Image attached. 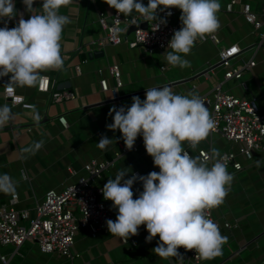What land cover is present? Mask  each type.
<instances>
[{
	"label": "crops",
	"instance_id": "obj_1",
	"mask_svg": "<svg viewBox=\"0 0 264 264\" xmlns=\"http://www.w3.org/2000/svg\"><path fill=\"white\" fill-rule=\"evenodd\" d=\"M227 1L219 0L218 35L223 43L248 46L257 38L251 26L238 13L225 10ZM142 3L146 6L148 0H142ZM41 4L42 0H34L33 12L29 13L22 0H15L17 16L7 22V27H15L21 16L27 20L31 14H41ZM114 10L105 0H73L69 6L62 7L60 14L71 20L64 27L60 41L64 69L41 73L50 77L49 91H40L37 85L15 87L25 100L22 104L11 106L5 101L0 87V107L8 105L12 113L10 123L0 128V174L7 173L17 182V208H31L47 190L63 189L85 174V162L92 158L111 159L117 144L124 143L119 130L107 128L113 122L114 113L109 115V110L116 101L111 91H101L98 83L100 78H105L109 87L114 86V79L106 70L107 65H119L122 85L117 88V100L125 107L131 105L133 96L145 99L147 88L166 85L176 94L192 92L201 96L220 79L216 74H205L217 59V48L209 41L196 42L191 53L185 57L191 62V67L184 69L167 63L165 54L171 49L156 50L149 55L140 47L130 48L125 43L103 47L92 45L91 41L103 34L97 13L103 11L110 16ZM4 26V22L0 21V27ZM254 56V68L243 76L246 88L241 89L234 80L228 84L235 95L255 98L261 111H264V45L257 49ZM101 68L100 73L98 70ZM65 91H73L75 97L57 99L54 96ZM32 105L36 106L41 117L39 123L33 120ZM61 115L65 117L66 127L58 121ZM102 136L113 139L103 150L97 146ZM40 140L44 141L43 147L35 155L24 159L26 154L22 153V149ZM213 148L219 153L227 149L236 150L234 145L230 148L228 141L218 133L211 136V152ZM189 150L196 157L195 151ZM237 161L241 164L240 169L228 166L234 180L225 202L212 209L218 220L232 224L231 229L221 230V234L228 237V242L223 246L221 256L201 260V264H264V151H253L250 159L240 154ZM119 171H127L124 179H128L135 174L159 172V168L146 150L139 148L118 158L106 172L107 180L115 179ZM133 185L138 192L136 195L133 191L135 199L143 187L139 180ZM9 197L0 193V206ZM112 203L109 201V207L115 221L117 209L112 207ZM138 233L129 238L136 242L135 246H131L123 244L113 235L92 237L87 229H80L72 246V259L52 258L39 252L34 245L29 251V244L22 245L18 252L12 245H0V255L8 258V264H185L184 259L165 260L155 254L153 249L158 245L159 237L157 235L147 242L145 238L149 233L146 226L141 225ZM178 251L185 258V249L180 247Z\"/></svg>",
	"mask_w": 264,
	"mask_h": 264
},
{
	"label": "clouds",
	"instance_id": "obj_2",
	"mask_svg": "<svg viewBox=\"0 0 264 264\" xmlns=\"http://www.w3.org/2000/svg\"><path fill=\"white\" fill-rule=\"evenodd\" d=\"M25 10L33 12L34 0H22ZM73 0H42L41 14H31L25 20L21 16L15 27L8 28L7 22L17 16L15 0H0V77L10 76L8 91L14 87H35L43 72L63 70L61 38L64 27L71 23L68 16L60 14L62 7ZM116 9L117 14L132 17L131 24L138 20L132 16L139 13L144 21H159L158 27L167 21L158 12L172 8L181 10L182 27L174 32L165 54L167 63L181 69L191 67L185 57L195 47L214 35L219 27L217 13L219 0H148L145 6L140 0H105ZM163 6V7H160ZM130 24V25H131ZM146 98L132 97L129 107L113 106V122L107 128L119 130L124 144L132 150L138 136H142L144 147L159 172L133 175L124 179L127 171H119L115 179L109 178L102 188L103 198L112 201L117 209L116 220L106 221L109 233L127 244L131 236L138 235L141 225L146 226L147 242L159 237L154 253L162 259L183 256L178 249L195 250L201 260H212L223 254L228 237L221 234L218 224L210 219L209 213L225 202L234 174L219 151L212 149L211 156L201 153L193 157L185 148L195 151L216 129V122L205 101L195 93L176 94L169 86L147 88ZM33 120L41 117L32 105ZM12 119L8 105L0 107V128ZM113 139L102 136L97 146L100 149ZM44 141L33 142L22 149L24 159L35 155ZM251 156V153H248ZM260 161H257V167ZM238 168V166H237ZM142 181L143 191L133 198L132 186ZM123 181V183H122ZM17 182L7 173L0 174V193L15 197Z\"/></svg>",
	"mask_w": 264,
	"mask_h": 264
},
{
	"label": "built area",
	"instance_id": "obj_3",
	"mask_svg": "<svg viewBox=\"0 0 264 264\" xmlns=\"http://www.w3.org/2000/svg\"><path fill=\"white\" fill-rule=\"evenodd\" d=\"M225 10L238 13L244 22L251 26L257 40L248 46L241 47L233 42L223 43L217 32L204 40L211 42L217 48V59L205 72L206 76L210 73L216 74L217 68L222 69L223 74L210 90L199 96L209 108L216 122V129L200 143L195 150V155L200 156L203 153L211 156V136L218 133L228 141L230 148L232 145L236 148V150L222 151L221 156L228 166L232 165L240 169L241 164L237 161L238 155L241 154L250 159L253 151H264V111H261L255 98L248 99L235 95L230 86L228 88L224 85L234 80L238 82L241 89L246 88L243 76L246 72L252 71L256 64L254 55L257 49L264 45V0H228ZM167 11L158 12V15L167 22L160 24L157 29L159 21H144L143 17L135 11L132 16L137 18V24H131L132 17H125L123 14L118 16L116 10L110 16L99 11L97 20L103 34L92 40L91 44L103 47L107 44L125 43L130 48L140 47L149 55H153L156 50L167 51L169 50L168 43L174 32L182 27L179 19L181 10L172 8L171 16L167 15ZM142 24H145V27H142ZM131 27L135 28L130 30ZM232 49H236V52ZM106 70L114 79V86L109 87L105 78H100L98 83L101 91H111L112 97L116 99L113 106H116L118 110L123 106L117 100V88L122 85L121 71L118 64L107 65ZM98 71L101 73L102 68ZM9 80L10 76L0 77V87L5 101L11 106L22 104L25 98L16 92L15 87L11 92L7 90ZM50 83L49 76L41 75L37 88L47 92L50 89ZM54 96L57 99H68L74 98L75 93L65 91L56 93ZM58 121L63 127L67 126L63 115L59 116ZM139 148L146 150L142 136L135 141L132 150H128L124 143H118L111 159L92 158L88 160L83 164L84 175L78 176L76 180L59 191L47 190L31 208H17L18 194L15 197L10 196L0 206V245H12L18 252L22 245L29 244V251L34 245L39 252L48 254L52 258L72 259L74 257L72 246L80 229H87L92 237L98 234L111 235L106 225L108 219L113 220L109 207L110 200H105L102 193V188L108 181L105 174L114 166L118 158L128 152H136ZM185 148L193 156L191 151ZM249 152L251 156L248 155ZM140 183L143 187L142 181ZM132 190L138 195L134 185ZM209 216L218 224L220 231L231 229L232 224L226 220H218L213 210L210 211ZM121 242L125 244L123 240ZM127 244L135 246L136 242L130 239ZM184 257L185 264H201V259L198 258L195 250H185ZM0 261L1 264H8V258L5 255H0Z\"/></svg>",
	"mask_w": 264,
	"mask_h": 264
},
{
	"label": "rangeland",
	"instance_id": "obj_4",
	"mask_svg": "<svg viewBox=\"0 0 264 264\" xmlns=\"http://www.w3.org/2000/svg\"><path fill=\"white\" fill-rule=\"evenodd\" d=\"M217 33H218V31H217ZM219 34V33H218ZM248 55V54H247ZM221 71H222V73H221ZM222 74H223V70L222 69H220V68H217L216 69V75H217V77L218 78H222ZM224 87H228L229 88V84L228 83H226L225 85H224Z\"/></svg>",
	"mask_w": 264,
	"mask_h": 264
},
{
	"label": "water",
	"instance_id": "obj_5",
	"mask_svg": "<svg viewBox=\"0 0 264 264\" xmlns=\"http://www.w3.org/2000/svg\"><path fill=\"white\" fill-rule=\"evenodd\" d=\"M142 27H145V24H142ZM135 27H131L130 30H133ZM147 91V90H146ZM141 93V92H139Z\"/></svg>",
	"mask_w": 264,
	"mask_h": 264
},
{
	"label": "snow or ice",
	"instance_id": "obj_6",
	"mask_svg": "<svg viewBox=\"0 0 264 264\" xmlns=\"http://www.w3.org/2000/svg\"><path fill=\"white\" fill-rule=\"evenodd\" d=\"M233 52H236V49H232Z\"/></svg>",
	"mask_w": 264,
	"mask_h": 264
}]
</instances>
